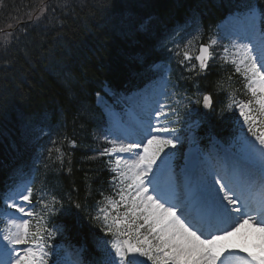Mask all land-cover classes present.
I'll list each match as a JSON object with an SVG mask.
<instances>
[{
  "label": "trees",
  "instance_id": "trees-1",
  "mask_svg": "<svg viewBox=\"0 0 264 264\" xmlns=\"http://www.w3.org/2000/svg\"><path fill=\"white\" fill-rule=\"evenodd\" d=\"M246 2L0 0V30L13 31L0 35V212L8 185L16 181L10 176L28 166L38 142L43 152L34 190L50 192L64 210L45 214L47 227L59 223L58 239L92 249L93 207L104 204L108 179L106 145L94 137L101 120L95 95L103 87L115 93L139 88L149 66L167 58L178 87L211 96L200 130L204 137L222 138L231 130L220 114V95L233 87L230 66L210 61L201 70L193 59L195 69L186 71L169 43L174 38L179 45L193 40V47L206 42L216 23L243 11ZM252 2L264 7V0ZM73 109L82 115L75 126ZM49 155L56 163L53 175ZM38 226L35 220V231Z\"/></svg>",
  "mask_w": 264,
  "mask_h": 264
},
{
  "label": "snow or ice",
  "instance_id": "snow-or-ice-1",
  "mask_svg": "<svg viewBox=\"0 0 264 264\" xmlns=\"http://www.w3.org/2000/svg\"><path fill=\"white\" fill-rule=\"evenodd\" d=\"M243 8L231 18L240 42L233 45L231 57L225 49V62L230 59L247 82L252 99L240 102L238 108L252 139L242 134L241 155L220 171L209 167L203 174L186 177L182 187L188 199L181 198L178 181L170 178L167 189L160 185V176L174 155L165 150L179 143L177 136L162 135L176 131L159 122L161 116L167 118L163 105L152 113L157 123L148 121L139 140L113 142L102 154L127 155L118 157L111 169L119 199L107 198L97 216L103 219L105 234L112 236L100 245L104 253L100 264H264V7L248 0ZM210 47L201 45L195 57L201 70L208 67ZM183 59L191 61L192 56L184 51ZM211 106V96L204 95L203 107ZM58 158L62 161L63 154ZM31 184L25 179L6 196L9 209L34 215L25 208L31 203ZM17 219L9 215L8 227L0 233L6 242L0 243V250L7 256L0 264H48L41 228L30 231V221L17 223ZM245 228L260 233L261 242L250 248L248 233L237 240ZM21 245L28 247L18 249Z\"/></svg>",
  "mask_w": 264,
  "mask_h": 264
},
{
  "label": "rangeland",
  "instance_id": "rangeland-1",
  "mask_svg": "<svg viewBox=\"0 0 264 264\" xmlns=\"http://www.w3.org/2000/svg\"><path fill=\"white\" fill-rule=\"evenodd\" d=\"M230 21H231V20H230ZM228 26H229V27H233V25H232L231 23H229ZM233 30H234V28H233ZM221 31H222V30H221ZM223 33H224V32H223ZM224 35H225L226 37H229V38L233 39V40L235 39V37H233V36H229V35L226 34V33H224ZM215 41H216V39H215ZM213 45H214V44H213ZM135 99H136V101H135ZM144 99H145V98H144ZM155 99L158 101V103L156 104V106L153 107L154 111L157 110V109L159 108L160 105H163L162 103H163V101H164V100L162 99V101L159 102L158 97H155ZM141 100H142V97L140 98V96H139V97H135V95H134V96L132 95V96H130V97H128V98L126 99V103H127V109H126V110L117 109V110H119V114H120L121 116L124 117V118H123V120H124V122H125V123H124V127L126 128V131H127V132H130V129H129V128H133V127H134V122H133L132 119L130 118V115H134V116H135V115H140V116L142 117V120H145V118H146L145 110H144V109L142 110V109L140 108V105H141V106H145L144 102L141 101ZM140 101H141V102H140ZM139 102H140V104H139ZM96 103H97V105L102 109V111L104 110L105 107H107V108L109 109V111L113 114V112L110 110V105H109L105 100H103L102 98H97ZM107 118H110V115H108ZM164 118H165V117H163V116L160 117V121H159V122H160L161 124H165V123L163 122V119H164ZM118 119H119V117H118L117 114H116V115L114 116L113 120H114V121H118ZM148 121H152L153 125H155V124L157 123L156 118L153 119L152 116H150V117L146 118V121L143 122V126H144V128H147L146 125L148 124ZM111 127H112V130H111V132H110V134H109V136H108L109 141H111V145H112L113 142H115V143H121V142L126 143L127 141H125L124 139H122V138L117 134V132H116V130H115V127H114L113 125H112ZM137 130H138V129H137ZM164 135H166V134H164ZM167 135H172V133H168ZM220 147H221V146H220ZM216 149H217V148H216ZM167 150L174 151V149L169 148V149H166L165 152H166ZM221 152H222L223 155H224V153H226L223 149H221ZM121 155H125V154H119V153H117V154H113V157H114V166H115L116 159H117L118 157H120ZM224 156L226 157V155H224ZM227 158H229V156H228ZM208 169H209V166L207 167V170H208ZM180 175H181V172H180ZM183 181H185V178H184ZM178 182H179V181H178ZM182 184H184V182H182ZM168 185H169V182H168ZM180 185H181V184H180ZM181 186H182V185H181ZM101 220H102V223H104L102 218H101ZM250 234H251V236H250L251 239L260 240V238L257 237V233H253V231H251ZM240 239H241V237H238V238H237V240H240ZM75 258H76V256H73V257H72V261H74ZM68 263H70V262H68Z\"/></svg>",
  "mask_w": 264,
  "mask_h": 264
},
{
  "label": "bare ground",
  "instance_id": "bare-ground-1",
  "mask_svg": "<svg viewBox=\"0 0 264 264\" xmlns=\"http://www.w3.org/2000/svg\"><path fill=\"white\" fill-rule=\"evenodd\" d=\"M223 29L226 30V31H229V32L231 31V29L230 28H227L226 25L223 26ZM231 32L233 33V31H231ZM73 110H74L73 111L74 114H73V120H72V122L75 123V124H73L75 126V125H77V122H79L80 119L82 118V115H80L79 118H78L77 117L78 111L76 109H73ZM48 158H49V161L52 160V156L51 155H49ZM51 164L53 165L52 168H51V173L53 175L54 172H55V169H56V163L55 162L52 163V161H51ZM160 185H161V188L162 189H167V187H165L164 185H162V180H160Z\"/></svg>",
  "mask_w": 264,
  "mask_h": 264
}]
</instances>
